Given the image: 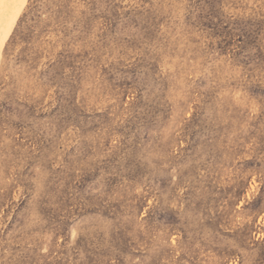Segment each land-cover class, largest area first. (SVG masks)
Listing matches in <instances>:
<instances>
[{"label":"rangeland","instance_id":"obj_1","mask_svg":"<svg viewBox=\"0 0 264 264\" xmlns=\"http://www.w3.org/2000/svg\"><path fill=\"white\" fill-rule=\"evenodd\" d=\"M0 264H264V0H0Z\"/></svg>","mask_w":264,"mask_h":264},{"label":"bare ground","instance_id":"obj_2","mask_svg":"<svg viewBox=\"0 0 264 264\" xmlns=\"http://www.w3.org/2000/svg\"><path fill=\"white\" fill-rule=\"evenodd\" d=\"M172 217V216H171Z\"/></svg>","mask_w":264,"mask_h":264}]
</instances>
